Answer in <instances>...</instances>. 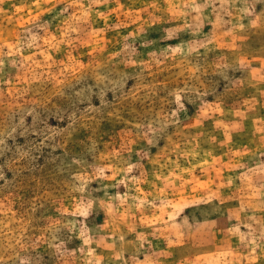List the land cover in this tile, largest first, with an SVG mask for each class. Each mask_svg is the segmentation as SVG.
<instances>
[{
    "label": "clouds",
    "instance_id": "clouds-1",
    "mask_svg": "<svg viewBox=\"0 0 264 264\" xmlns=\"http://www.w3.org/2000/svg\"><path fill=\"white\" fill-rule=\"evenodd\" d=\"M0 264H264V0H0Z\"/></svg>",
    "mask_w": 264,
    "mask_h": 264
}]
</instances>
